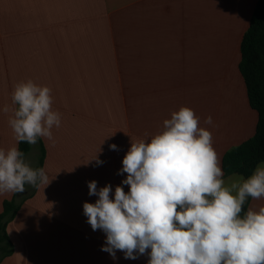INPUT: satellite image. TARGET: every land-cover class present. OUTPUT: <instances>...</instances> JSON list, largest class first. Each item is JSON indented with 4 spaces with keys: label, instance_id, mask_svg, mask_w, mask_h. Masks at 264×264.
Wrapping results in <instances>:
<instances>
[{
    "label": "crops",
    "instance_id": "1",
    "mask_svg": "<svg viewBox=\"0 0 264 264\" xmlns=\"http://www.w3.org/2000/svg\"><path fill=\"white\" fill-rule=\"evenodd\" d=\"M257 1L0 0V148L18 146L12 113L2 111L16 84L49 87L61 116L55 143L39 138L24 157L51 182L0 196V213L6 200L18 205L7 225L12 252L0 264H148L147 254L101 250L106 234L83 212L98 199L88 182L111 185V199L118 185L127 193L118 172L131 142H150L181 107L212 133L220 166L254 135L258 116L238 65ZM239 176L222 179L230 186ZM261 207L264 197H250L245 214Z\"/></svg>",
    "mask_w": 264,
    "mask_h": 264
},
{
    "label": "clouds",
    "instance_id": "2",
    "mask_svg": "<svg viewBox=\"0 0 264 264\" xmlns=\"http://www.w3.org/2000/svg\"><path fill=\"white\" fill-rule=\"evenodd\" d=\"M51 92L32 80L14 86L12 106L2 111L12 113L17 145L39 138L55 143L51 130L60 127L61 116L52 109ZM204 123L213 125L212 117ZM163 128L150 142H131L118 172L127 173V193L118 185L111 199V185L98 190L96 181L88 182L89 196L98 199L85 202L83 212L93 231L106 234L101 250L113 259L117 250L125 259L147 254L148 264H264V207L240 216L247 197H264V165L225 186L212 133L192 109L173 112ZM38 182H51L43 168L33 169L16 145L0 148V196Z\"/></svg>",
    "mask_w": 264,
    "mask_h": 264
},
{
    "label": "trees",
    "instance_id": "3",
    "mask_svg": "<svg viewBox=\"0 0 264 264\" xmlns=\"http://www.w3.org/2000/svg\"><path fill=\"white\" fill-rule=\"evenodd\" d=\"M238 68L244 80L249 105L256 111L258 119L254 135L227 151L222 157L221 168L224 176L238 174L247 179L258 164L264 163V0L257 1L241 39ZM18 148L25 157L30 144L19 142ZM249 198H246L242 206L241 218L245 215ZM17 209L18 205L14 199L3 202L0 213V251L3 254L1 256H8L12 252L6 226Z\"/></svg>",
    "mask_w": 264,
    "mask_h": 264
},
{
    "label": "rangeland",
    "instance_id": "4",
    "mask_svg": "<svg viewBox=\"0 0 264 264\" xmlns=\"http://www.w3.org/2000/svg\"><path fill=\"white\" fill-rule=\"evenodd\" d=\"M9 223V222H8ZM8 225V224H7ZM6 234H7V226H6ZM0 254H1V251H0Z\"/></svg>",
    "mask_w": 264,
    "mask_h": 264
}]
</instances>
